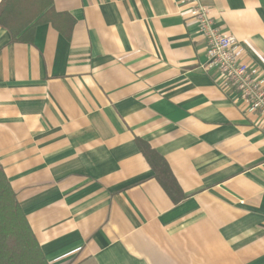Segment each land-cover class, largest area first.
<instances>
[{
	"label": "crops",
	"instance_id": "crops-1",
	"mask_svg": "<svg viewBox=\"0 0 264 264\" xmlns=\"http://www.w3.org/2000/svg\"><path fill=\"white\" fill-rule=\"evenodd\" d=\"M200 1L264 80V0ZM189 8L52 0L21 37L0 26V164L48 264H264V119Z\"/></svg>",
	"mask_w": 264,
	"mask_h": 264
},
{
	"label": "trees",
	"instance_id": "trees-1",
	"mask_svg": "<svg viewBox=\"0 0 264 264\" xmlns=\"http://www.w3.org/2000/svg\"><path fill=\"white\" fill-rule=\"evenodd\" d=\"M51 4L52 0H1L0 26L5 28L12 38L21 37L37 23L46 20ZM143 152L166 193L173 202L179 201L181 193L164 159L145 144ZM0 264H48L1 164Z\"/></svg>",
	"mask_w": 264,
	"mask_h": 264
},
{
	"label": "built area",
	"instance_id": "built-area-1",
	"mask_svg": "<svg viewBox=\"0 0 264 264\" xmlns=\"http://www.w3.org/2000/svg\"><path fill=\"white\" fill-rule=\"evenodd\" d=\"M189 12L206 43L207 66L224 76L225 87L240 95L248 111L264 119V80L258 71L243 60V47L233 35L214 26L209 10L200 0H186Z\"/></svg>",
	"mask_w": 264,
	"mask_h": 264
}]
</instances>
